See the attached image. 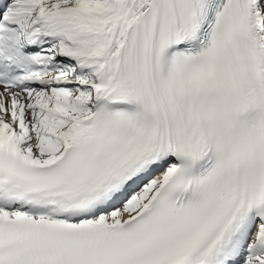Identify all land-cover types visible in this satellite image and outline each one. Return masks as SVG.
<instances>
[{
	"label": "snow or ice",
	"instance_id": "6c2138e0",
	"mask_svg": "<svg viewBox=\"0 0 264 264\" xmlns=\"http://www.w3.org/2000/svg\"><path fill=\"white\" fill-rule=\"evenodd\" d=\"M0 264H264V0H0Z\"/></svg>",
	"mask_w": 264,
	"mask_h": 264
}]
</instances>
